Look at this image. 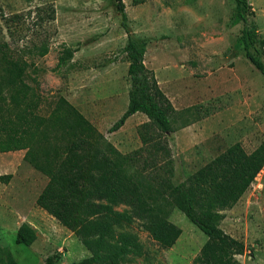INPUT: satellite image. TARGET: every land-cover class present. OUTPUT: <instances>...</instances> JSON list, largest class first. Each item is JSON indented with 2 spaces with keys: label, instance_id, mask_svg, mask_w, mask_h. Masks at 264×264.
<instances>
[{
  "label": "rangeland",
  "instance_id": "rangeland-1",
  "mask_svg": "<svg viewBox=\"0 0 264 264\" xmlns=\"http://www.w3.org/2000/svg\"><path fill=\"white\" fill-rule=\"evenodd\" d=\"M122 1L133 37L146 44L148 84H157L174 107L168 145L176 182L234 144L246 153L264 146V79L241 54L244 23L236 17L235 0ZM247 4L243 15L264 59V0ZM126 41L114 0H0V55L30 63L27 82L37 92L36 113L48 116L63 97L122 154L141 147L139 126L147 121L138 114L145 121L133 117L111 129L127 108L131 88ZM65 49L73 55L58 65ZM20 183H0V264H45L48 256L55 264H73L89 256L70 231L37 207L44 180L34 187ZM222 214L220 228L245 246L234 257L237 264H264V166ZM169 219L182 233L168 250L152 241L142 221L116 228L137 236L146 252L129 264L192 263L206 236L177 210ZM25 221L36 235L30 246L16 244L12 231Z\"/></svg>",
  "mask_w": 264,
  "mask_h": 264
},
{
  "label": "trees",
  "instance_id": "trees-1",
  "mask_svg": "<svg viewBox=\"0 0 264 264\" xmlns=\"http://www.w3.org/2000/svg\"><path fill=\"white\" fill-rule=\"evenodd\" d=\"M120 26L127 36L122 49L131 79L128 105L112 126L117 131L135 113L146 116L139 126L141 147L120 153L65 98L60 97L48 116L36 113L37 92L27 82L30 63L9 53L0 55V153L25 151L24 161L48 178L36 205L70 231L89 252L73 264H129L146 256L137 236L116 232L132 219L144 223L152 241L168 250L181 229L170 221L181 212L206 236L191 264H237L244 253L240 240L226 234L220 224L222 211L241 198L264 166V146L246 153L239 144L228 147L181 182L175 180L174 161L168 145L172 128L168 116L174 107L157 84H148L144 63L146 44L133 37L122 0H114ZM236 17L244 23L241 54L264 79V59L257 39L247 27V0H235ZM64 50L58 65L71 59ZM11 175H0L8 183ZM125 205L128 212L115 207ZM33 228L22 223L16 244L30 246ZM48 256L45 264H55ZM8 264H16L12 259Z\"/></svg>",
  "mask_w": 264,
  "mask_h": 264
},
{
  "label": "crops",
  "instance_id": "crops-1",
  "mask_svg": "<svg viewBox=\"0 0 264 264\" xmlns=\"http://www.w3.org/2000/svg\"><path fill=\"white\" fill-rule=\"evenodd\" d=\"M138 114H141V113H135L134 115H131L130 117H128L126 119V121L129 119L131 120L133 117H137L136 115H138ZM143 116H145V115H143ZM138 118L141 120L144 119V118H142V116L137 117V119ZM143 121H145V120H143ZM24 154H25V151H23V150L22 151H15V152L0 153V175H11L12 176L10 181L8 182V185H6V186H11V185L15 184V182L21 181V183L24 184L25 186L28 185V186L34 187L37 185L38 181L41 182L43 180H44L43 185L45 186L47 181H48V178L46 176H44L43 174H41L40 172H38L37 170H35L26 161H24V159H23ZM44 186L41 188L40 193H41L42 189L44 188ZM40 193H38L37 196L35 197V203H36V199ZM14 219L16 220V218H14ZM28 222L25 221V222L18 223L16 225V227L14 229H12V231H14L16 233V231L18 230L19 226L22 223L28 224ZM29 224L32 226V223H29Z\"/></svg>",
  "mask_w": 264,
  "mask_h": 264
}]
</instances>
